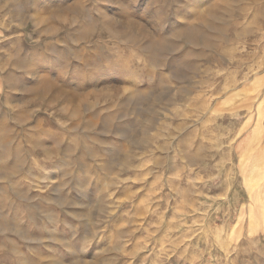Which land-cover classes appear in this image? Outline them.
I'll list each match as a JSON object with an SVG mask.
<instances>
[{
	"label": "rangeland",
	"instance_id": "1",
	"mask_svg": "<svg viewBox=\"0 0 264 264\" xmlns=\"http://www.w3.org/2000/svg\"><path fill=\"white\" fill-rule=\"evenodd\" d=\"M0 264H264V0H0Z\"/></svg>",
	"mask_w": 264,
	"mask_h": 264
},
{
	"label": "bare ground",
	"instance_id": "2",
	"mask_svg": "<svg viewBox=\"0 0 264 264\" xmlns=\"http://www.w3.org/2000/svg\"><path fill=\"white\" fill-rule=\"evenodd\" d=\"M191 30H192V29H191ZM255 160H256V159H255ZM253 163H257V162H253ZM253 165H255V164H253ZM258 167H259V166H258ZM254 176L256 177V175H254ZM254 176L252 175L251 177L254 178ZM247 180H249V179H247ZM253 182H254V181H253ZM253 182H252V183H253ZM258 215L261 216V214H258ZM260 220H261V219H260Z\"/></svg>",
	"mask_w": 264,
	"mask_h": 264
}]
</instances>
